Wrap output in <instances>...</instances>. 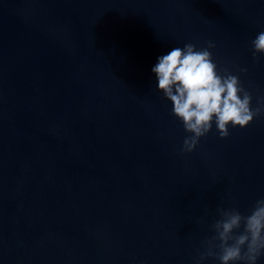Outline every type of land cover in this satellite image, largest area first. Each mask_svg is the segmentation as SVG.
I'll list each match as a JSON object with an SVG mask.
<instances>
[{"label": "water", "instance_id": "1", "mask_svg": "<svg viewBox=\"0 0 264 264\" xmlns=\"http://www.w3.org/2000/svg\"><path fill=\"white\" fill-rule=\"evenodd\" d=\"M261 31L264 0H0V264H197L264 198V115L181 155L151 69L211 40L255 108Z\"/></svg>", "mask_w": 264, "mask_h": 264}, {"label": "clouds", "instance_id": "2", "mask_svg": "<svg viewBox=\"0 0 264 264\" xmlns=\"http://www.w3.org/2000/svg\"><path fill=\"white\" fill-rule=\"evenodd\" d=\"M206 45L200 49L192 43L174 47L159 56L151 69L158 91L171 102L172 114L189 134L183 140L181 155L195 151L213 124L224 139L230 135L229 126L244 128L264 115V97L258 98L253 108L252 94L242 86L239 76L227 68L218 70L209 51L216 45L211 40ZM251 46L253 60H258L257 54H264V31L256 35ZM240 72H247V68ZM217 211L220 219L211 225L215 234L204 241L206 250L197 264L207 258H216L220 264H257L264 256V198L256 200L247 215L236 207Z\"/></svg>", "mask_w": 264, "mask_h": 264}]
</instances>
